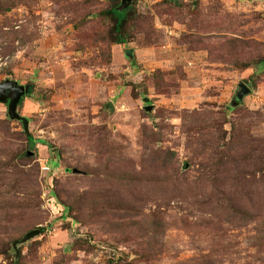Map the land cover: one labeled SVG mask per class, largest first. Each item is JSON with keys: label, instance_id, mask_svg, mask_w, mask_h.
<instances>
[{"label": "rangeland", "instance_id": "1", "mask_svg": "<svg viewBox=\"0 0 264 264\" xmlns=\"http://www.w3.org/2000/svg\"><path fill=\"white\" fill-rule=\"evenodd\" d=\"M111 7L0 0V264H264V0Z\"/></svg>", "mask_w": 264, "mask_h": 264}, {"label": "water", "instance_id": "2", "mask_svg": "<svg viewBox=\"0 0 264 264\" xmlns=\"http://www.w3.org/2000/svg\"><path fill=\"white\" fill-rule=\"evenodd\" d=\"M131 1L132 0H123V7L128 8L131 4ZM126 56L132 60L134 58V50L126 51ZM30 93H31V88L29 86H20L18 82L7 81L4 84L0 85V102L9 103L10 117L14 120H19L23 122L26 132L28 134H29V120L25 118H21V116L17 114V108H18V105L22 102V99L25 96L29 95ZM251 93H252V90L249 88V86H247L246 84H241L240 91L238 92L236 96L237 102L240 104L243 103L245 98L250 96ZM150 102L151 100L145 99V103H150ZM110 108L112 111H114V108L112 105H110ZM153 111H154L153 106L147 107V112H153ZM74 173L78 174L79 172L75 171ZM39 235H41L40 230L28 233L25 236V238H23L19 243L15 244V248L17 249L19 245L26 244Z\"/></svg>", "mask_w": 264, "mask_h": 264}, {"label": "trees", "instance_id": "3", "mask_svg": "<svg viewBox=\"0 0 264 264\" xmlns=\"http://www.w3.org/2000/svg\"><path fill=\"white\" fill-rule=\"evenodd\" d=\"M92 1H95V0H87L83 2L90 4ZM111 1H112V7L110 9L108 10L103 9L101 12H96V13L94 12V15L98 17L99 21L105 20V19L114 20V25L112 29L113 39L112 41L110 39H108L107 41H111L113 43H116L117 45H126L128 43V38H129L128 22L131 17L130 9L124 8L121 0H111ZM86 17H88V19L91 18L90 15H87ZM256 65L260 67H264V59L260 60L258 63H256ZM31 93H33V90H31ZM23 101L21 102V104L23 103ZM28 140L30 144L33 146V148H35L37 142L34 141V138L28 137ZM75 171L77 170H73V172ZM67 208L69 211H72V212L74 211V207L71 205H68ZM41 231L43 233L44 230H41ZM17 251H19L18 253H20L19 254V260H20L19 264H25V259L22 257V252H21L22 250L21 249L19 250L18 248Z\"/></svg>", "mask_w": 264, "mask_h": 264}, {"label": "crops", "instance_id": "4", "mask_svg": "<svg viewBox=\"0 0 264 264\" xmlns=\"http://www.w3.org/2000/svg\"><path fill=\"white\" fill-rule=\"evenodd\" d=\"M127 58H128V57H127ZM130 60H131V59H130ZM246 85H247V84H246ZM20 86H22V85H20ZM25 97H26V96H25ZM25 97H24V98H25ZM24 98L22 99V101L24 100ZM20 104H21V103H20Z\"/></svg>", "mask_w": 264, "mask_h": 264}, {"label": "built area", "instance_id": "5", "mask_svg": "<svg viewBox=\"0 0 264 264\" xmlns=\"http://www.w3.org/2000/svg\"><path fill=\"white\" fill-rule=\"evenodd\" d=\"M78 1H87V0H78ZM47 170H48V168H47Z\"/></svg>", "mask_w": 264, "mask_h": 264}]
</instances>
